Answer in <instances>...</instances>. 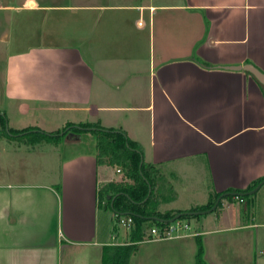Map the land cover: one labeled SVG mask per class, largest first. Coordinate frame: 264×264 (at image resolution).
I'll return each instance as SVG.
<instances>
[{
  "label": "crops",
  "instance_id": "crops-1",
  "mask_svg": "<svg viewBox=\"0 0 264 264\" xmlns=\"http://www.w3.org/2000/svg\"><path fill=\"white\" fill-rule=\"evenodd\" d=\"M63 21L73 22L74 41L33 42L62 37L47 26ZM4 46L9 57L0 94L21 115L40 113L45 125L0 138L63 153L55 158L58 178L13 174L0 183V264H104L110 248L134 240L135 226L117 231V214L99 201V189L123 173L98 162L96 134H64L68 124L125 132L143 160L159 169L171 165L167 172L177 182L207 167L212 188L204 201L167 208L180 199L174 184L176 198L162 211L207 205L214 194L264 177V91L250 72L232 69L251 64L264 73V0H0ZM29 131L67 138L20 140ZM82 132L95 139L93 147ZM76 143L88 149L75 150ZM166 186L161 179L159 189ZM249 226L194 229L197 235L186 237L195 238L194 264L198 240L205 256L212 236ZM186 238L145 243L184 253ZM166 255L170 264L185 257Z\"/></svg>",
  "mask_w": 264,
  "mask_h": 264
},
{
  "label": "rangeland",
  "instance_id": "rangeland-1",
  "mask_svg": "<svg viewBox=\"0 0 264 264\" xmlns=\"http://www.w3.org/2000/svg\"><path fill=\"white\" fill-rule=\"evenodd\" d=\"M84 1L87 3H94L97 0ZM100 1L104 2L105 0ZM71 23L73 24L72 21H63V23H60L57 27L53 24H51L50 27L47 26V29L50 28L52 32H57V34L63 33L61 35L62 37L46 39L38 36L33 42L39 44V42L50 41L56 42L57 44L62 42H67V44H69L72 40L74 41L75 37V30ZM56 29L58 30L56 31ZM13 40L17 41L16 38H10L8 44H12L9 46H13ZM8 57L9 50L4 46L3 49H0V88L4 87V74ZM35 116L36 113L21 115L17 111L16 106L8 102L0 94V133L2 132L3 135L9 134L15 129L25 130L27 128L23 129V127L32 124L33 126L37 125V123L45 125L40 113H37L36 118L33 119ZM43 116L45 115L43 114ZM82 136L83 138L88 139L91 145L92 142L95 143V139H92L93 137L90 133L82 132ZM14 143L18 144L15 141ZM90 147H93V145ZM73 148L75 150H81L88 149V146L76 143ZM58 153L62 154L63 150L44 144L21 146L20 148H17L9 144L6 138H0V183L12 181L10 177H12L13 174H25L29 181H31V178L35 181L36 176L41 178L43 175L50 178H58L60 174V166L58 165L57 159L55 160L56 156L58 157ZM69 153H71L70 149ZM167 167L170 169L172 166L165 164L160 167L162 180L166 181L167 184L163 191L164 194L170 195V186H173L174 184H176L177 190L181 194L179 201L174 204H168L166 206L167 208H183L185 205H189L191 200L197 202L200 201L201 203L208 197L209 191L212 188V175L209 173L207 167L203 166L201 170L189 175L188 178L184 174L185 177L182 178L181 182H177V178L176 180L170 178L169 173L167 172ZM260 172H263V169H261ZM115 175L118 176L117 173H115ZM262 181H260L258 185ZM246 197L249 205V212L245 213V215L243 210H246V202H243L244 204L241 203V197H237L225 199L223 206L217 208L213 213L190 218L192 227L191 232L197 230L198 227L201 229H223L225 227L250 225L249 229L244 231H226L225 233L212 236L211 238L213 239V242L211 248L207 250V254L204 256L206 264H264V184L253 195H246ZM115 225L117 231L120 233L125 232V228L118 224L117 219H115ZM218 237L220 238L221 243H216V245H214ZM185 241L186 250L184 253L168 251L167 249H164L163 244L158 245V243H145L140 246L138 245V254L133 255L131 263L170 264L171 262L166 254H185V257H182L181 264H194V255L190 254L192 249H190L189 246H192V244L196 246L195 238H186ZM151 251L152 255L149 254ZM157 252L158 254L165 255L159 260L154 258L156 256L155 253ZM175 264H177V262H175Z\"/></svg>",
  "mask_w": 264,
  "mask_h": 264
},
{
  "label": "trees",
  "instance_id": "trees-1",
  "mask_svg": "<svg viewBox=\"0 0 264 264\" xmlns=\"http://www.w3.org/2000/svg\"><path fill=\"white\" fill-rule=\"evenodd\" d=\"M261 87L264 91L262 84ZM77 126L82 127L84 131H92L97 135L98 162L112 168H119L123 173L120 180L108 182L99 189L100 204L108 206L116 214L132 215L134 219L135 229L132 231V239L134 240L128 244L115 245L113 248H110L105 254L104 264H131L132 256L138 251V243H141L148 237L149 229L153 226L163 227L167 224L163 221L151 220V217L154 216L168 220L178 214H182L181 219L189 221L190 218L199 217L200 215H186L185 213L211 209L217 199L227 193H236L247 205L246 195L243 197L240 194L251 191L260 181L264 180V178L256 180L246 189L231 188L225 192L214 194L207 205L196 206L184 211H162L160 209L162 203L171 202L176 198L175 189L173 186H170V195H165L159 189L162 173L155 164H151L145 160L141 161L142 149L138 145V142L128 137L125 132L118 133L112 129H109L107 132L103 131L99 123H79ZM67 127L63 132L64 134L71 131H80L73 124H68ZM91 128H96V130H92ZM59 132L48 134L45 132L35 133L29 131L27 134H22L20 140L36 141L37 143L43 141L56 143L65 137L56 136ZM17 138L19 139V137ZM149 186L151 187L150 194ZM223 198L232 199L234 197L228 195ZM219 205L220 203L218 204V208ZM195 264H206L203 245L199 240L197 242Z\"/></svg>",
  "mask_w": 264,
  "mask_h": 264
},
{
  "label": "built area",
  "instance_id": "built-area-1",
  "mask_svg": "<svg viewBox=\"0 0 264 264\" xmlns=\"http://www.w3.org/2000/svg\"><path fill=\"white\" fill-rule=\"evenodd\" d=\"M117 173L120 174L121 169H117ZM238 197V196H237ZM236 197V198H237ZM240 202L243 199L240 198ZM118 223L125 229L130 230L134 226V219L132 215H123L117 213L116 215ZM191 223L186 219H177L171 223H167L165 226H153L149 229L148 237L142 241L145 242H160L166 240H175L186 238L190 236H196L197 233L191 232Z\"/></svg>",
  "mask_w": 264,
  "mask_h": 264
},
{
  "label": "water",
  "instance_id": "water-1",
  "mask_svg": "<svg viewBox=\"0 0 264 264\" xmlns=\"http://www.w3.org/2000/svg\"><path fill=\"white\" fill-rule=\"evenodd\" d=\"M232 69H235V70H245L247 72H250L263 86H264V73L261 72L259 69H257L256 67H254L253 65L251 64H246L244 66H241V67H234ZM78 129H83L82 127H79V126H76ZM92 130H96V128H91ZM102 130V129H101ZM103 131H108V130H104ZM114 132H118V133H124L123 131H120V130H115ZM62 134V133H61ZM74 134L73 133H70V136H73ZM141 161H143V154H141ZM142 165V163H141ZM264 184V180L253 190L245 193V194H240L242 196L244 195H253L255 192H257L261 187L262 185ZM151 193V187L149 186V194ZM228 195H232V196H237L236 193H233V194H230V193H227V194H223L222 196H220L215 205L211 208V209H208L206 211H196V212H190V213H185L186 215H200V214H205V213H209V212H212L214 210H216L218 204L220 203V201L222 200L223 197L225 196H228ZM183 214V215H185ZM182 217V214H178L176 215L175 217L171 218V219H168V220H164V219H160L159 217H151V220H154V221H163L165 223H171L177 219H180Z\"/></svg>",
  "mask_w": 264,
  "mask_h": 264
},
{
  "label": "clouds",
  "instance_id": "clouds-1",
  "mask_svg": "<svg viewBox=\"0 0 264 264\" xmlns=\"http://www.w3.org/2000/svg\"><path fill=\"white\" fill-rule=\"evenodd\" d=\"M234 198H236L237 196H233ZM239 197V196H238ZM243 202H244V200H243ZM243 202H241V203H243ZM189 222H190V220H189Z\"/></svg>",
  "mask_w": 264,
  "mask_h": 264
}]
</instances>
